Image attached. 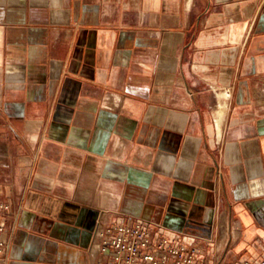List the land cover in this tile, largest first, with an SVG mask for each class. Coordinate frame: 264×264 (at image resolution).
Listing matches in <instances>:
<instances>
[{
  "label": "crops",
  "instance_id": "1",
  "mask_svg": "<svg viewBox=\"0 0 264 264\" xmlns=\"http://www.w3.org/2000/svg\"><path fill=\"white\" fill-rule=\"evenodd\" d=\"M134 221L264 254V0H0V264Z\"/></svg>",
  "mask_w": 264,
  "mask_h": 264
},
{
  "label": "built area",
  "instance_id": "2",
  "mask_svg": "<svg viewBox=\"0 0 264 264\" xmlns=\"http://www.w3.org/2000/svg\"><path fill=\"white\" fill-rule=\"evenodd\" d=\"M231 94V88L227 87L222 97L228 99ZM214 106L218 109L223 104L217 102ZM213 124L215 130H220L216 114ZM5 249L6 243L0 241V256ZM92 250L96 264H208L202 244L195 236L186 233L172 236L143 221L106 226ZM240 264H264V254L252 259L242 257Z\"/></svg>",
  "mask_w": 264,
  "mask_h": 264
},
{
  "label": "bare ground",
  "instance_id": "3",
  "mask_svg": "<svg viewBox=\"0 0 264 264\" xmlns=\"http://www.w3.org/2000/svg\"><path fill=\"white\" fill-rule=\"evenodd\" d=\"M224 110H225V108H224Z\"/></svg>",
  "mask_w": 264,
  "mask_h": 264
}]
</instances>
